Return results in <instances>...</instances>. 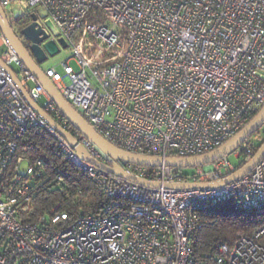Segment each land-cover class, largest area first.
<instances>
[{
	"label": "built area",
	"instance_id": "obj_1",
	"mask_svg": "<svg viewBox=\"0 0 264 264\" xmlns=\"http://www.w3.org/2000/svg\"><path fill=\"white\" fill-rule=\"evenodd\" d=\"M0 7L10 26L34 14L59 49L58 40L65 41L77 70L62 62L63 75L55 68L43 74L98 135L120 150L163 159L205 154L231 139L264 106V0H0ZM0 47H5L0 61L29 99L90 157L109 165L61 115L1 34ZM29 126L50 134L65 159L111 204L66 225L68 217L58 205L28 220L34 190L59 188L62 182L60 174L48 176L40 159L18 148L17 139ZM254 146L247 139L231 153L245 159L238 166L226 155L190 174L118 162L160 187L136 184L81 160L0 66V264H264V224L201 258L191 246L205 204L264 210V157L249 173L219 187H163L215 184L248 161Z\"/></svg>",
	"mask_w": 264,
	"mask_h": 264
},
{
	"label": "water",
	"instance_id": "obj_2",
	"mask_svg": "<svg viewBox=\"0 0 264 264\" xmlns=\"http://www.w3.org/2000/svg\"><path fill=\"white\" fill-rule=\"evenodd\" d=\"M31 23L24 27L20 34L28 41V46H25L19 37L12 30L9 22L3 10L0 7V34L7 42V46L15 53L21 64L25 69L39 82L44 91L50 97L55 104L61 115L68 121V123L90 144L98 149L109 161V165L99 162L89 156L86 149L77 143V141L68 133L62 130L36 103L31 101L28 94L19 84L18 79L13 74L12 70L5 66L0 61V66L5 69L8 75L13 79L15 85L20 90L26 102L37 112V114L51 127H53L68 144L74 148L77 156L96 167L102 168L111 174L118 177L127 179L133 183L158 188V183H152L146 180L139 179L131 173L123 170L118 162L123 161L139 166L145 167H161L168 166L173 168H185L208 165L226 155L231 154L241 143L252 136L263 124H264V106L256 113V115L231 139L222 144L220 147L214 149L211 152L201 154L198 156L182 157V158H161L153 156H145L140 154H133L123 150H120L98 135L94 129L84 121L81 116L69 105V103L63 98V96L55 89L50 80L43 74V70L39 67V64L45 61L46 55L53 56L59 49L53 40L49 39V32L42 27L37 21L34 14L30 15ZM46 26L49 31L57 36V30L50 22H46ZM58 42L62 48H66V43L63 39H59ZM264 157V141L254 153V155L240 166L236 171L225 179L215 184H164L166 189H191L197 187H209L215 188L232 181H235L247 173H249L255 165Z\"/></svg>",
	"mask_w": 264,
	"mask_h": 264
},
{
	"label": "trees",
	"instance_id": "obj_3",
	"mask_svg": "<svg viewBox=\"0 0 264 264\" xmlns=\"http://www.w3.org/2000/svg\"><path fill=\"white\" fill-rule=\"evenodd\" d=\"M25 25L26 22L18 23L17 27L21 31ZM263 127L264 124L255 133ZM263 141L264 138L255 144L254 153ZM17 143L20 150L26 149L24 153L26 156L43 162L48 176L52 177L55 174L62 176L59 188L51 185L48 190H34L32 202L27 205L25 213L28 220H34L58 205L57 211L66 213L68 217L63 222L66 225L79 215L101 212L105 206L111 204L110 199L92 184L83 170L65 159L57 148L55 139L43 128L27 127L20 134ZM198 216V228L191 241L194 256L197 258L215 253L220 243L232 245L238 234L250 236L264 224V210H236L229 202L205 204L199 209Z\"/></svg>",
	"mask_w": 264,
	"mask_h": 264
},
{
	"label": "rangeland",
	"instance_id": "obj_4",
	"mask_svg": "<svg viewBox=\"0 0 264 264\" xmlns=\"http://www.w3.org/2000/svg\"><path fill=\"white\" fill-rule=\"evenodd\" d=\"M11 27L13 28V30L18 34L19 33L15 30L14 26L11 24ZM48 40H53L54 43L56 44V46L58 47L55 39L53 38V36L51 38H49ZM59 49V47H58ZM5 51V47H0V53ZM71 56V52H70V48H61L59 49V51L53 55H46V59L45 61H43L42 63L39 64V67L42 70L48 69V68H55V70L63 75V67L61 65L62 62H67L74 70H77V65L75 63L74 60H68ZM12 69H15L14 66H11ZM41 104H44L46 102V99L44 96H41L39 99ZM263 131H264V127L262 129H260L257 133H254L252 136H250L248 139H250L252 142H254L255 144L257 142H259V140L264 138L263 135ZM259 133V134H258ZM228 160L230 161V163L234 166H238L240 165L245 159L243 157L241 158H236L233 154H229L228 156ZM183 172L190 174L192 172H194V167H185L182 168Z\"/></svg>",
	"mask_w": 264,
	"mask_h": 264
},
{
	"label": "flooded vegetation",
	"instance_id": "obj_5",
	"mask_svg": "<svg viewBox=\"0 0 264 264\" xmlns=\"http://www.w3.org/2000/svg\"><path fill=\"white\" fill-rule=\"evenodd\" d=\"M24 22H26V25H25V27L27 26V25H29L30 23H31V18H23L21 21H20V23H24ZM17 24L18 23H13L12 25L14 26V28H15V30L19 33V36H18V34L14 31V33L19 37V39L23 42V44L25 45V46H28V41L25 39V38H23L22 36H21V34H20V30L18 29V27H17ZM13 29V28H12Z\"/></svg>",
	"mask_w": 264,
	"mask_h": 264
}]
</instances>
